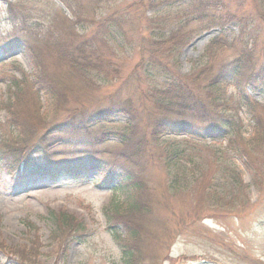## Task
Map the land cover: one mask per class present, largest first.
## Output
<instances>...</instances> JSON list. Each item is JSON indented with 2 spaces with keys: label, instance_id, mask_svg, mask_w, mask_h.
Returning a JSON list of instances; mask_svg holds the SVG:
<instances>
[{
  "label": "trees",
  "instance_id": "1",
  "mask_svg": "<svg viewBox=\"0 0 264 264\" xmlns=\"http://www.w3.org/2000/svg\"><path fill=\"white\" fill-rule=\"evenodd\" d=\"M59 1L73 17L80 15L81 7L73 1ZM230 2L233 10H228ZM13 6L8 3L0 11V24L10 28L0 36V60L24 52L32 79L11 77L6 99L0 101L6 113L0 121V168L20 184L29 178L57 182L99 174L98 185L125 195L105 209L123 264H142L138 245L149 226L140 219L150 221L157 196L147 180L148 167L166 172L165 193L191 183L186 175L187 183L181 182L185 166L194 185L209 186L194 155L205 140H225L214 155L243 158L261 187L257 177L264 170V117L249 91L264 85V29L254 36L259 24L264 26V0H132L130 9L162 8L142 26L139 18L111 16L106 9L98 21H87L88 29L80 26V32L72 31L67 18L66 25L56 27L53 20L42 21L43 10L29 14ZM214 29L200 58L182 72L181 49ZM119 53L136 56L124 79L120 64L113 62ZM117 82L115 89L102 93ZM225 84L233 86L231 93L223 90ZM80 89L85 99L70 102ZM41 99L47 111L41 110ZM240 111L251 122L247 137ZM120 115L126 117L122 129L111 128ZM112 134L116 141H109ZM177 134L189 139L160 142L162 135ZM60 147L75 155L60 156ZM213 199L216 205L219 198ZM47 218L49 237L63 252L87 232L80 219L65 211L50 209ZM4 247L0 240V250ZM33 248L15 251L18 264L32 262Z\"/></svg>",
  "mask_w": 264,
  "mask_h": 264
},
{
  "label": "rangeland",
  "instance_id": "2",
  "mask_svg": "<svg viewBox=\"0 0 264 264\" xmlns=\"http://www.w3.org/2000/svg\"><path fill=\"white\" fill-rule=\"evenodd\" d=\"M67 1L81 7L80 15L73 17L68 7L59 0H0V11H5L8 3L14 4L13 10L29 14L43 10L46 15L42 21L46 24L53 20L56 27H62L66 25L64 18H67L72 31L80 32L91 27L87 21H98L106 9L111 16L139 18V25L142 26L155 11L162 8L130 9L132 0H106L98 5L96 2L99 0ZM234 6L230 2L228 10H233ZM263 29L264 26L259 24L254 36H261ZM9 30V27L0 24V36ZM216 31L202 32L181 49L179 66L182 72L188 71L200 58L207 39ZM227 55H230L229 52ZM113 62L120 64L119 71L124 79L134 68L136 56L119 53ZM31 74L32 65L24 52L3 57L0 60V101L6 99L11 77L20 79L26 75L32 79ZM118 84L107 86L102 93L115 89ZM223 90L229 94L233 86L225 84ZM76 91L70 99L72 103L76 98L85 99L84 91ZM249 95L258 102L257 110L264 117V85L256 91L250 90ZM41 102V110L47 111L44 100L41 99ZM242 110L246 111L245 108ZM244 111H240L239 119L243 135L247 137L251 133V122ZM125 118L122 115L114 117L111 128L122 129ZM5 119L6 113L0 107V121ZM108 139L116 141L117 135L112 134ZM181 139L189 138L180 134L162 135L160 142L175 143ZM202 145L194 160L204 166L205 181L209 186L194 185L186 171L188 166H185L186 169L180 168V171L183 170L180 172L181 182L187 183L183 177L186 175L191 183L180 190L165 193L162 184L167 180L166 172L156 166L148 167L147 180L154 186L157 196L151 217L148 214L150 221L140 219L149 226V233L141 235L138 245L141 263L264 264V170L258 173L261 187L257 188L252 169L243 158L228 153L220 158L214 155L215 151L224 148L225 140H205ZM56 153L60 156L75 155L72 150L61 147L56 149ZM262 160L264 162V154ZM225 165H229L230 169ZM99 177L93 172L80 180L62 178L52 182L29 178L20 184L13 182L8 173L0 168V240L5 245L0 250V264H18L19 255L15 251L23 247L29 250L31 245L34 248L30 250V264H123L120 250L107 229L105 209L112 202L124 199L125 195L98 185ZM210 193L213 194L211 197ZM213 197L219 198L220 203L215 205ZM50 209L74 215L86 226L84 236L71 243L66 252L58 249L57 243L49 237L51 224L47 213Z\"/></svg>",
  "mask_w": 264,
  "mask_h": 264
}]
</instances>
